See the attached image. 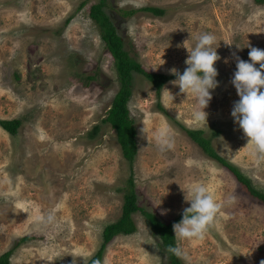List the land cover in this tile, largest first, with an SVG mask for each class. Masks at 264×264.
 Instances as JSON below:
<instances>
[{
	"label": "rangeland",
	"instance_id": "374dc122",
	"mask_svg": "<svg viewBox=\"0 0 264 264\" xmlns=\"http://www.w3.org/2000/svg\"><path fill=\"white\" fill-rule=\"evenodd\" d=\"M98 1L0 0V119L22 122L15 134L0 125V255L13 248L11 264H73L74 258L84 264L83 255L87 264L103 242L105 226L122 216L132 177L137 202L165 221L190 207L186 199L196 184L206 185L222 205L203 240L180 242L188 264H261L264 204L185 129L203 130L216 151L264 192V159L231 115L240 99L231 82L237 71L232 54L250 62L248 45L264 49V3L107 0L105 10L117 32L146 70L172 75L176 68L183 74L185 47L193 48L202 33L215 35L221 57L214 65L219 86L210 90L204 109L207 124L193 118L194 97L169 83L176 76L158 97L145 76L134 74L129 108L138 154L131 166L115 130L103 122L120 80L90 16ZM132 9L131 16L124 14ZM162 131L174 141L173 149L157 147ZM132 217L137 231L117 235L102 261L167 264L169 256L147 217L139 211ZM25 236L30 238L18 245Z\"/></svg>",
	"mask_w": 264,
	"mask_h": 264
},
{
	"label": "clouds",
	"instance_id": "9594fccd",
	"mask_svg": "<svg viewBox=\"0 0 264 264\" xmlns=\"http://www.w3.org/2000/svg\"><path fill=\"white\" fill-rule=\"evenodd\" d=\"M216 37L212 33H202L196 37V44L189 49L185 64L188 66L183 74L176 68L170 69V73L176 79L170 81L173 86H178L181 94H191L194 97L193 118L201 124H207L208 113L204 111L212 99L210 90L219 86L216 77L217 69L215 63L221 59L217 53ZM228 44V43H227ZM249 51L250 62L240 59L235 53L236 68L232 84L234 85L239 100L234 102L231 112L235 123L248 138L247 144H252L255 153L260 154L264 159V49L251 47ZM228 61L225 60V63ZM259 65V68L256 65ZM166 89V88H165ZM167 90V89H166ZM168 91V90H167ZM169 92V91H168ZM170 93V92H169ZM171 98L174 96L170 93ZM157 147L161 152L174 148V141L161 132L156 136ZM191 198L186 199L190 207L184 209L180 222L173 224V231L176 245H169L167 251L188 264L189 257L182 247V241L203 240L210 227H213L218 220L222 205L214 198L204 184H196L189 189ZM160 204V203H159ZM155 205V206H159ZM166 209H161V215L167 214ZM43 220V217L39 218ZM54 216L49 214L47 221H52ZM84 264L87 257L83 255ZM75 264V258L73 261ZM92 264H107V261L95 259ZM264 264V261H261Z\"/></svg>",
	"mask_w": 264,
	"mask_h": 264
},
{
	"label": "trees",
	"instance_id": "16d2710c",
	"mask_svg": "<svg viewBox=\"0 0 264 264\" xmlns=\"http://www.w3.org/2000/svg\"><path fill=\"white\" fill-rule=\"evenodd\" d=\"M260 1L264 3V0ZM82 3L85 4V2ZM106 4L107 0H99L97 3L92 4L90 8V16L99 26L101 38L104 40L107 48L114 57L120 80V89L115 95L112 106L107 111V115L103 118V122L108 123L115 130L117 141L121 146L123 155L132 166L138 154L137 128L129 108V101L133 94L134 74L139 73L145 76L155 87L158 97L161 96V91L163 90L164 85L171 78H174V76L161 72L148 71L135 59V57L131 56L130 50L125 46L123 37L117 32L116 25L105 10ZM142 9L151 11L157 15L164 13V9L159 7H143ZM135 12V9L129 11L124 10V14L127 16H131ZM256 67L259 68V65L257 64ZM90 78L93 77L90 76ZM158 106L162 111L167 113L166 109L160 103ZM21 123V119L19 118L0 119V125L6 129V131L13 134L17 132ZM97 128L98 126H95L94 130H97ZM185 131L200 147H202L208 156L217 160L229 169L238 181L245 186L250 195L258 198L264 204V192L256 188L251 178L246 176L237 165L233 164L216 151L212 140L204 136L203 130L186 127ZM128 183L130 187H127L124 192L122 216L117 221L105 226L103 231V242L87 264H92V261L95 259H100L102 261L107 245L117 235L132 234L137 231V224L132 217V214L137 211L142 212L147 217L153 233L159 236L160 245L169 256V262L167 264H183L182 260L169 253L167 248L169 245L175 246L177 243L174 237L173 224L181 221L184 211L171 220L165 221L155 212L147 211L145 207L137 202L138 197L133 188L132 177L128 179ZM28 238H30V236L23 237L21 241L18 242V245ZM12 252L13 248L2 253L0 255V264H11L10 257Z\"/></svg>",
	"mask_w": 264,
	"mask_h": 264
}]
</instances>
